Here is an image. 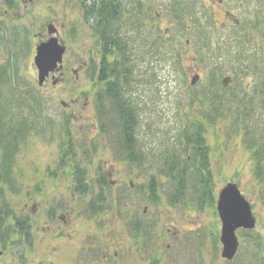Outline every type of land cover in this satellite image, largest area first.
Instances as JSON below:
<instances>
[{
  "label": "rangeland",
  "instance_id": "374dc122",
  "mask_svg": "<svg viewBox=\"0 0 264 264\" xmlns=\"http://www.w3.org/2000/svg\"><path fill=\"white\" fill-rule=\"evenodd\" d=\"M169 1L143 0L145 6L150 2L153 9L150 8L149 21L145 23L155 26L149 30L142 28L150 33L149 40L158 27L163 31L174 26V48L181 57L174 63H164L156 80L146 79L147 75L143 74L137 86L138 94L143 96L137 137H146L145 144L150 146L145 157L148 161L154 160V152L161 154L163 147L180 150L176 136L187 121L185 113L189 108L186 101L190 96H199V93L207 90L210 67L208 63L195 61L199 51L204 49L209 53L217 49L218 39H228L233 30H249L247 20L254 18L257 10L264 24V0H185L193 5V13L187 19L186 27L177 25L169 16L165 6ZM224 10L234 13L240 23L229 25L228 19L222 16ZM11 14L30 30L29 52L18 61L21 77L15 92L24 91L25 83L32 85L45 100V115L40 118L38 131L30 132L16 151L13 170L18 191L5 184V200L14 213L5 221V224L11 225L9 235H4L0 240V264H98L96 258L101 256L106 246L110 247L111 254L119 246L120 249H116L118 257L119 253H130L133 229L127 215L136 209L140 219L145 222H152L153 219L152 241L164 248L166 243L171 244L170 248H165V252H175L185 241L188 243V253L195 254L198 264H227L220 256V243L216 248L221 224L215 209L217 193L227 182L236 183L252 204L256 224L251 233L264 234V183L254 175L255 165L245 142V138L251 140L253 137L252 130H245L246 121L250 119L249 128L256 130L253 138L264 149L261 143L264 140V107L261 105L264 91H253L261 86L264 73H254L250 69L248 74H237L230 66L222 69L219 83L223 76L230 75L232 80L227 92L239 95L241 90H246L248 95L255 98L251 102L255 107H250L249 116L240 121L234 103L230 102L227 103L229 110L223 112L225 116H218L209 125L206 122L204 135L210 148L215 199L202 210L195 206L194 209L183 210L182 207L170 206L162 194L159 203L151 202L148 195L141 197L138 188L142 183L140 169L124 161L112 138L98 131L93 102L95 86L84 72L89 57H96L97 45L81 17L79 0H17L14 13ZM192 17L200 21L201 27L193 24ZM48 23L57 26L59 39L67 45L61 69L64 74L59 82L58 71L54 72L57 77L55 83L49 76L42 86H38L32 57L34 45L48 36ZM219 28L220 38L209 35L212 29L214 35L218 33ZM252 31V37L261 43L264 53V27L258 32ZM203 36L208 38L206 48L198 40ZM179 42L181 47L178 46ZM252 47L260 54L256 43ZM245 48L247 52L251 50L248 44ZM195 73L200 78L190 84V78ZM49 120L53 123L52 127L48 125ZM69 137L71 140L68 143ZM90 142H96L95 149H90ZM68 144H72L71 149L76 155H64ZM62 160L65 161L63 170L59 166ZM76 161L86 170L85 179L90 185L86 194L76 192L74 187L72 169ZM100 173L105 174L107 185L98 186L97 177ZM100 190L113 193L120 201H124L120 214L115 209L89 214L87 202L91 195ZM144 206H148V210L142 215ZM19 222L23 223L24 229L22 226L20 230ZM236 234L239 248L233 264H260L258 257L261 255L257 251V244L248 241L250 236L241 230H236ZM186 236L189 240H184ZM196 244L202 253L200 248L198 252L195 250ZM262 253L264 255V251ZM101 259L98 258L99 261ZM165 260L168 261L167 256Z\"/></svg>",
  "mask_w": 264,
  "mask_h": 264
},
{
  "label": "trees",
  "instance_id": "16d2710c",
  "mask_svg": "<svg viewBox=\"0 0 264 264\" xmlns=\"http://www.w3.org/2000/svg\"><path fill=\"white\" fill-rule=\"evenodd\" d=\"M79 2L81 17L84 23L88 24L87 27L97 45L96 57H89L84 72L89 75L95 86L93 102L99 133L108 136L109 139L112 138L122 159L140 169L142 183L138 188L151 190L148 194L142 193L141 197L148 195L151 202L159 203L162 194L170 204H192L199 208L211 205L215 199V182L210 148L204 135L206 122L209 125L210 122L217 120L218 116H225L223 112L229 110L227 103L230 102L234 103L240 121L249 116L250 107H255L251 103L255 98L248 95L246 90H241L239 95L228 93L229 85L223 87L218 78L222 69L228 66L237 74L239 72L248 74L250 69L254 73H264L263 49L261 43L252 37L254 31L251 32V29L258 32L264 27L263 20L258 14L260 11L257 10V15L247 20V27L250 24L249 30H233L232 35L224 41L218 39L221 30L219 33L215 32V35L214 29L209 32L210 36L218 39V47L209 53L202 49L196 55V62L208 63L210 67L207 90L199 93V96H190L186 101V106L189 108L185 113L187 121L183 123L176 136L180 150H168L163 147L161 154L154 152V160L148 161L145 157L150 146L145 144L146 137H137L143 104V96L138 94L137 86L141 83L143 74L147 75L146 79L156 80L159 77V69L164 63L180 60L181 57L175 52V43L172 39L174 26L163 31L158 27L149 40L150 33L142 28L146 27L149 30L155 26V24L147 26L145 23L146 20L149 21L150 2L146 6L143 0H79ZM16 4L17 0H0V240L4 235H9L11 224H5V221L14 213L5 200V184L10 189L18 191L13 170L16 151L30 132L38 131L40 118L45 115V100L35 92L32 85L25 83L24 91L15 92L21 77L18 61L21 56L29 52L30 48L29 28L11 14L14 13ZM165 6L169 16L177 25L188 26L187 19L193 13L192 3L185 0H171ZM233 15L234 19L227 18V23L231 26L240 23L236 15ZM192 20L196 27H201L197 18ZM153 21L154 19L151 18V22ZM198 40L204 48L208 46V38L203 36ZM185 42L187 43L188 39ZM253 43L258 45L260 54L255 47H252ZM247 44L251 47L248 52L245 48ZM178 46L181 47L182 44L179 42ZM253 91L262 93L264 81ZM261 105L264 107V101ZM250 123L251 120L248 119L245 130H252L254 137L256 130L249 128ZM48 125L53 126L51 120L48 121ZM253 137L251 140L245 138L246 148L252 151L256 179L264 183V149L259 147ZM70 138L67 139L68 143ZM261 143L263 146V139ZM90 144V149L96 148V142ZM68 145L64 155H76L71 149L72 144ZM80 165L81 163L76 161L72 169L74 187L80 193L86 194L90 185L85 179L86 170ZM59 166L64 167L65 161L62 160ZM97 183L100 184L98 186L104 183L107 185L105 174H99ZM122 203L124 201H120L117 195L110 192L103 193L100 190L90 196L87 209L90 215L113 209L120 214L123 209ZM18 225L22 230L23 223L19 222ZM240 230L252 237H249L248 241L257 244V251L259 250L258 253L261 255L264 251V234L262 232L253 234L251 233L253 229ZM260 258L264 261V257L260 256Z\"/></svg>",
  "mask_w": 264,
  "mask_h": 264
},
{
  "label": "water",
  "instance_id": "95a60500",
  "mask_svg": "<svg viewBox=\"0 0 264 264\" xmlns=\"http://www.w3.org/2000/svg\"><path fill=\"white\" fill-rule=\"evenodd\" d=\"M49 37L35 44V55L32 65L37 71V84L42 86L50 73L59 71L62 68L63 54L66 46L59 41L57 29L53 24L46 25ZM199 79L194 74L190 83L194 84ZM230 76L222 78V85L228 86ZM55 83V81H54ZM62 104H64L62 102ZM216 211L218 213L220 228L221 257L231 260L238 249V237L236 230L252 229L255 226V216L252 213L251 203L241 193L238 185L234 182H227L217 193Z\"/></svg>",
  "mask_w": 264,
  "mask_h": 264
},
{
  "label": "flooded vegetation",
  "instance_id": "af4514ba",
  "mask_svg": "<svg viewBox=\"0 0 264 264\" xmlns=\"http://www.w3.org/2000/svg\"><path fill=\"white\" fill-rule=\"evenodd\" d=\"M233 14L234 13H231L229 11L224 10V12L222 13V16H224L228 19H234ZM86 25L88 26V24H86ZM57 30H58V28H57ZM219 30H220V28H219ZM219 30H218V33H219ZM46 37H48V36H46ZM58 37H59V31H58ZM66 49H67V47H66ZM58 74H59L58 78H59V82H60L62 79L61 75H63L64 72H62V70H61V71H58ZM54 75H55V73H54ZM64 78H65V76H64ZM248 150H249V153L251 155V153H252L251 149H248ZM251 160H252V156H251ZM64 168H65V166L62 168V170ZM77 191L78 190H76V192ZM139 191L141 193H147L148 194V193H150L151 190L146 189V188H142V189H139ZM158 192H160V190H158ZM170 206L182 207L183 210L184 209H194L193 206H195L199 210H202L201 208H199L196 205H186V204H179L178 203V204H170ZM159 207H160V205H159ZM147 210H148V206H144L141 209L142 215L146 214ZM127 216L131 219L130 227L133 229L132 230L133 234L130 237L132 238L131 240H132L134 247L132 245H131L132 247L129 246V252L130 253H122V255H121V253H119L120 256L118 257L116 249H120L119 246L114 248V250L112 251V254H111L110 247L106 246V250L103 253H101L100 257L96 258L97 261L99 262L98 264H106V262L109 260H110L109 261L110 263H108V264H198V259L196 258L195 254L194 253H190V254L188 253V251H187L188 243H186L185 241H184V245H182L183 249L181 247L180 249L176 250L175 252H171V253L164 251L165 248L171 247V244L169 242L166 243L165 248L161 244L156 245V242L152 241L153 232H154L153 229H151L153 219H152V222H149V223L145 222L143 219H140V214H139V211H137V209L134 211H131ZM150 229H151V231H150ZM166 230L168 231L169 229L167 228ZM189 231H192V230H189ZM166 232H164V234L166 236H169L168 234H166ZM179 239H178V241H179ZM184 240H189V239L186 236L184 238ZM216 242H218V244L216 243V248H217L219 246V243H220L219 238H217ZM220 246H221V244H220ZM199 248L200 247L197 246V244H196L195 250L197 252L199 251ZM238 248H239V245H238ZM134 249H135V251H134ZM183 250L187 251V252H183ZM220 250H221V248H220ZM237 251H238V249H237ZM200 252H201V248H200ZM166 256L168 258V261L165 260ZM261 257H264L263 253L261 254ZM98 258H102L101 261H99ZM234 258H235V256L231 260H227L224 258L223 259L227 262V264H233ZM258 259L260 260V264H263L261 262V260H263V259L260 257H258ZM89 264H95V263L92 262Z\"/></svg>",
  "mask_w": 264,
  "mask_h": 264
}]
</instances>
